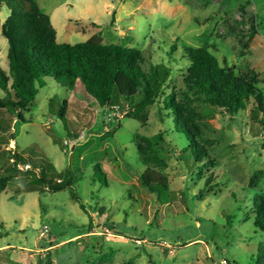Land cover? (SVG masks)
Returning <instances> with one entry per match:
<instances>
[{
    "label": "rangeland",
    "instance_id": "obj_1",
    "mask_svg": "<svg viewBox=\"0 0 264 264\" xmlns=\"http://www.w3.org/2000/svg\"><path fill=\"white\" fill-rule=\"evenodd\" d=\"M35 1L58 42L76 45L96 35L103 44L142 50L146 69L151 63L171 69L165 91L184 107L213 161L208 175L217 185L206 186L194 158L181 155L188 142L165 111V118L160 115L161 100L146 108L145 123L114 112L100 130L92 99L48 79L24 111V123L16 125L15 114L0 110V182L12 174L14 153L34 164L30 170L19 166L21 173L0 191V264H46L48 256L56 264H257V255L264 264V232L253 222L254 199L264 207V128L247 111L230 117L188 97L182 57L185 48H204L264 95V0ZM8 15L0 9L5 71L1 23ZM63 101L64 120L58 116ZM68 130L79 138H69ZM42 162L71 172L75 184L41 191L34 180ZM147 171L166 178L162 197L141 183Z\"/></svg>",
    "mask_w": 264,
    "mask_h": 264
},
{
    "label": "trees",
    "instance_id": "obj_2",
    "mask_svg": "<svg viewBox=\"0 0 264 264\" xmlns=\"http://www.w3.org/2000/svg\"><path fill=\"white\" fill-rule=\"evenodd\" d=\"M3 8L9 11L1 23V34L8 45V70L0 67V89L5 93L0 97V110L15 114L16 125L24 121V111L35 102L48 79L67 92L79 93L85 100L92 99L95 109L100 112L101 121L97 127L100 130L106 125V115L114 112L126 113L127 118L145 123L146 108L161 100L160 115L165 111L166 117L172 119L173 130L188 142L181 155L194 158L198 177L206 180V186L217 185L213 176L208 175L213 161L209 153L199 146L184 107L174 92L165 91L171 77L168 66L151 63L146 69L142 50L119 43L103 44L96 35L76 45L60 43L50 17L42 13L35 0H0V9ZM174 50L173 46L170 51ZM182 57L187 69L188 97L193 95L195 101L218 108L223 115L230 117L247 111L250 118L264 128V95L256 88L255 82L222 68L204 48H185ZM65 107V101L58 106V116L62 120L66 116ZM162 117L165 118L164 115ZM112 119L119 125L118 117ZM110 127L117 129L114 125ZM68 137L79 138V135L68 130ZM146 141L151 145L149 140ZM75 149L74 146L73 152ZM12 159L13 164L8 168L12 174L1 180L0 191L11 178L21 173L19 166L26 167V170L34 168L33 162L20 152L14 153ZM47 166L51 172H45ZM95 169L106 178L99 165H95ZM39 172L40 177L34 183L41 191L57 193L75 184L71 172L58 173L51 164L42 162ZM140 180L144 187L160 197L168 189L166 178L148 171L140 176ZM72 198L79 201L81 209L86 211L76 194H72ZM253 208L256 209L254 225L264 232V207L254 199ZM261 261L263 259L257 255V264ZM46 264L56 263L48 256Z\"/></svg>",
    "mask_w": 264,
    "mask_h": 264
}]
</instances>
